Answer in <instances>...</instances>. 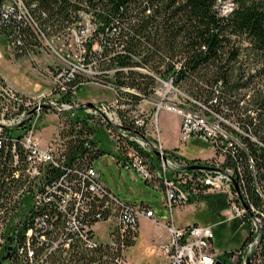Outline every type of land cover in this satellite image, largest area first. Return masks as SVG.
<instances>
[{"label":"trees","instance_id":"1","mask_svg":"<svg viewBox=\"0 0 264 264\" xmlns=\"http://www.w3.org/2000/svg\"><path fill=\"white\" fill-rule=\"evenodd\" d=\"M227 3V11L221 10ZM83 16L92 26L83 63L94 73L68 77L63 86L87 80L111 85L118 114L130 127L134 119L120 106L136 109L154 94L157 78H172L199 106L188 103L223 119L226 136L216 138V153L234 174L238 190L232 187L244 202L242 220L259 219L264 244V0H0V37L19 59L50 37L83 29ZM64 120L59 129L64 153L40 177L57 192L32 210L35 179L28 173L27 152L20 135L1 129L0 253L9 264H122L124 250L136 242L138 222L124 232L111 230L108 242H87L95 237L91 226L109 216L113 202L88 187L87 169L107 153L101 125ZM69 190L74 195L64 210Z\"/></svg>","mask_w":264,"mask_h":264},{"label":"built area","instance_id":"2","mask_svg":"<svg viewBox=\"0 0 264 264\" xmlns=\"http://www.w3.org/2000/svg\"><path fill=\"white\" fill-rule=\"evenodd\" d=\"M17 4L19 8H22L19 1H17ZM9 9V6L5 8L6 11ZM4 38L9 52L8 41L6 37ZM93 73L89 66L84 65L82 54H80L76 57L75 63H70L69 65L58 64L55 67L52 73L53 84L50 93H42L32 97L15 90L6 82L5 77L0 72V132L1 129H6L8 133L20 135L21 143L27 152L26 160L29 163L28 173L35 179L30 194L31 210L39 206L43 202L44 197L48 202L50 195L54 196L55 192H57V190L55 192L51 190L46 180L42 178L46 175L48 167L57 162L64 153L59 131L56 132L54 137L50 136L51 138L47 145L45 144L43 147L38 145L35 133L37 132L40 119H42V115L54 114L58 118L59 129L62 128L64 119L68 116L72 117V115H69V112L74 108L72 104L77 103L73 100L77 91L76 88L88 82V80L83 81L77 86L66 89L63 86V84H66V78L75 77L77 74L86 76L87 78L91 77ZM1 79L4 80V83ZM171 84L172 78L167 81L157 78V86L153 95H168V91L172 88ZM107 86L115 94V99L111 104V110L106 106L87 108L84 104L82 106L85 112L89 113V120L99 118L101 123H103L102 126L106 128L112 140H114L116 148L121 151L120 155H118V150L116 154L119 158L117 160L119 164H123L129 169H134L145 180L151 181L153 179H159L164 193V205L170 213L169 221L164 223L170 239L167 243L160 246L161 251L166 256V261L162 264H214L218 260L223 264H264V244L261 243V231L258 218L252 217L250 219L249 233L246 236L248 238L244 244L238 249L224 253H218L213 247L212 227L214 224L199 226L193 223L177 227L173 223V208L192 203L194 199L212 192L223 193L227 197L228 206L225 212V218L221 222L237 218L242 220L245 214V208L242 201L238 199L237 192L232 187L234 174L230 168H223L216 161H213V163H205L202 160H194L193 163L190 162L187 164L186 162L178 163V161L170 160L166 152L163 151L160 139L158 140V145H155L145 137L148 135L147 111L139 109L138 106L136 109H131L128 105L120 106L122 109H127V117L134 119V126L130 125L129 127L124 125L122 118L118 114L119 105L117 103L116 91L111 85ZM55 95H64L66 98H71L70 100L73 103L63 102L58 105V100L54 97ZM190 101L199 106V103L194 99L191 98ZM76 106L79 107L81 105L76 104ZM163 109L170 112L173 111L180 117L177 148H181L182 145L191 141L198 140L205 144L212 143V147L216 153V138L218 135L226 136L220 123L223 119L214 113L210 115L206 114L200 107L184 108L179 107L178 103L174 101L162 100L156 103V119L158 112ZM135 111L137 112L135 113ZM58 112L64 113L60 114ZM80 119L84 118L80 117ZM156 131L160 134L157 126ZM135 135L141 138V142L139 143L142 146L141 148L144 147V149H135L133 147L132 137ZM150 143L153 144V148L159 155L153 154V152L151 153L149 150ZM155 159L160 160L157 168H155ZM15 162H17V159ZM191 164L201 165L204 168H183V166H191ZM86 174L90 179L89 189L98 197H104L107 194L113 201L110 204L109 216L106 219L98 220V222L102 220L106 222L115 220V226L111 230L113 231V229L119 228L120 232H124V228L127 227L126 225L132 228L135 227L139 216L154 219L152 209L144 203L123 202L114 193L106 189L100 180V173L93 166L87 169ZM41 176L42 178H40ZM72 194L74 195L71 190L65 194L61 203L63 209L67 202L71 200L70 197ZM29 211L21 219L26 218ZM71 225L76 228L77 223L73 220ZM94 225L91 227L93 228ZM83 228L85 229L84 232H87L88 227L84 225ZM30 234L31 229H28L26 235L29 236ZM87 242L90 246H94L98 240L96 237H93L92 239L89 238Z\"/></svg>","mask_w":264,"mask_h":264},{"label":"rangeland","instance_id":"3","mask_svg":"<svg viewBox=\"0 0 264 264\" xmlns=\"http://www.w3.org/2000/svg\"><path fill=\"white\" fill-rule=\"evenodd\" d=\"M227 7H229L228 3L227 6L222 7L221 10L227 11ZM81 25H84L83 29L78 30V28L72 27L60 37H50L46 39L39 50L36 52H30L28 55L19 59L14 58L13 55L8 52L5 38L0 37V72L5 77V80L14 89L28 96L35 97L42 93H50L53 84L52 72L54 67L58 64H73L76 62V57L85 53L86 42L92 31V26L88 22L87 16H83ZM96 48H98L97 44L93 45V49ZM92 69L94 70V68ZM163 80L167 81L168 79ZM171 85L172 88L168 91V95H152L148 100H144L138 105L139 109H144L148 114V135L145 137L155 145H158V140L160 139L163 151L166 152L167 157L170 160L178 161V163L186 162L188 164L190 162L193 163L194 160H202L205 163H213V161H216L221 165L224 162V157L222 154L215 153L212 143L205 144L198 140H194L182 145L181 148H177V146L170 149L164 148L160 134L156 131V126L160 133L164 124H166L165 127L169 125L172 126L174 125L176 118L172 114H169L168 110H166L168 111L167 113L165 109H163L158 112L156 119V103L160 100L174 101L178 103L179 107H194L187 102L190 101L191 97H189L186 92L175 86L173 83ZM76 89L77 91L73 100L77 103L72 104L74 108L69 112V115H72L73 119H80V117H83L84 119H87L89 123L97 125L98 127L101 125V133H99V137L103 149L111 153L115 152V154L119 152L118 155H120L121 151L116 148L114 140H112L106 128L102 126L103 123L98 124L96 121L94 122L93 119L89 120V113L85 112L82 106L89 102L92 106H86V108L106 106L111 110V104L115 99L113 90L107 85H103V83L95 80H89L87 83L79 85ZM54 97L58 100V105L63 102L73 103L70 100L71 98H66L64 95H55ZM76 104L81 106L75 107ZM108 109L107 111H109ZM136 112L137 111H135V113ZM172 112L173 111H171V113ZM42 116L43 117H41L42 119H40V123L38 124L37 132L35 133L38 145L41 147L45 144L47 145L50 138L54 137L56 132L59 131L58 118L56 115L47 114ZM132 141L135 149H140L142 147L139 143L141 142L139 136L135 135L132 137ZM40 142H42V144H40ZM151 143L149 145V150L151 153L153 152V154H155V149ZM141 149H144V147ZM109 154L110 153H105L96 158L93 165L103 175L102 178L116 196L123 202L141 203V201H144L149 203L155 211L154 219L155 215H164L165 218L167 216V218H169L168 211L166 212L161 205L163 199L161 191L147 184L134 170H131V176L127 171L122 170L119 172ZM154 161L155 168H157V164L160 163V160L155 159ZM187 166L188 165L183 166V168H187ZM155 180L160 184L159 179ZM227 206V197L225 194L212 192L194 199L192 203L186 204L183 207L173 208L172 216H174L176 222L180 221V224L196 223L199 226L214 224L212 227L213 247L218 253H224L238 249L242 245L244 239L249 233L250 226V220L243 221L240 218L221 222L225 218ZM156 209L158 210L156 211ZM15 217L16 218L12 221L14 224L17 223L19 215H15ZM166 222L167 221L164 223ZM114 226L115 220L109 222L104 220L99 221L95 226L97 240L100 242H108L110 240L109 233ZM153 234L154 226L148 223H142L137 243L127 247L123 252L125 255V261L122 262V264H143L146 262L150 257L152 249L151 244L153 242ZM154 249L153 253L155 252ZM157 260L162 261L163 256L160 255ZM0 264H9V261L5 258V261L0 262Z\"/></svg>","mask_w":264,"mask_h":264},{"label":"crops","instance_id":"4","mask_svg":"<svg viewBox=\"0 0 264 264\" xmlns=\"http://www.w3.org/2000/svg\"><path fill=\"white\" fill-rule=\"evenodd\" d=\"M166 112L168 113V111H166ZM169 114H172L173 116H175V118H176L175 119V123H174V125H172V126L169 125L167 127H165L166 124H164L163 125V129H162L163 132L162 131L160 132V138H161V140H162V142L164 144V147L167 148V149L174 148V147H176L178 145V136H179V116L176 113H174V112L171 113L170 111H169ZM40 144H42V142H40ZM107 153H110L109 155L111 156V159H112L113 163L115 164V167L117 168V170H119V172H121L122 170H124V171H127L129 173V175L131 176V170H134V169H129L126 166H124L123 164H119L117 162V160L119 158L116 156L115 153H113V152L111 153V152H108V151H107ZM93 163H94V161H93ZM97 171L99 172V170H97ZM102 177H103V175L100 173V180L102 181V183L106 187H108L111 190V188L109 187V185L105 182V180ZM144 181L147 184L153 186L155 189H158V190L161 191V193L163 194V199H162L161 205L166 210V212L168 211L167 213H168V215L170 217L169 210L164 205V193H163V190H162L159 182L157 180H155V179L152 180V181H149V180H145L144 179ZM141 203H144L145 205H147L148 207H150L152 209V211H153V214H155V211H154V208L152 207V205H150L149 203H146L144 201H141ZM183 206H178V207H183ZM162 207H161V209H162ZM157 210L158 209H156V211ZM172 215H173V213H172ZM167 217L165 218L164 215H160V216H156L155 215V220L154 219H151V218H148V217H145V216H139L138 217V228H137L138 235L136 237V242L135 243H137V240L139 238V235H140V227H141L142 223H148V224H151V225L154 226V234L152 236L153 237L152 238L153 239V242L151 244L152 245V247H151L152 248L151 249V252L152 253L150 252L149 259L146 262H144L143 264H162V263H164L166 261V256L163 253V251H161V249L159 248V246L163 245L164 243H167L169 241V239H170V235L168 233V230H167V228L164 225V222L165 221H169V218H167ZM173 223L177 227L186 226V225L191 224V223L180 224L181 222L180 221L179 222H176V219L174 218V216H173ZM96 224L93 226V232H94L95 237H96V234H95V226H96ZM96 239H97V237H96ZM154 247H155V249H154ZM153 249L155 251L154 253H153ZM160 255L163 256V260L162 261H158L157 260L160 257Z\"/></svg>","mask_w":264,"mask_h":264},{"label":"water","instance_id":"5","mask_svg":"<svg viewBox=\"0 0 264 264\" xmlns=\"http://www.w3.org/2000/svg\"><path fill=\"white\" fill-rule=\"evenodd\" d=\"M84 106H92V105H91V103L88 102V103L84 104ZM58 113L63 114L64 112H58ZM154 152H155L156 155H159V153H158L157 151L154 150ZM162 158L164 159V157H162ZM196 168H204V166H201V165H191V166H188V167H187V169H196ZM233 184H234V186H235V189L238 190V187H237L235 181H233ZM242 203H244V202L242 201ZM243 205H244V204H243ZM4 258H7V256H4L3 259H4ZM214 264H223V263H222L221 261L218 260V261H216Z\"/></svg>","mask_w":264,"mask_h":264},{"label":"flooded vegetation","instance_id":"6","mask_svg":"<svg viewBox=\"0 0 264 264\" xmlns=\"http://www.w3.org/2000/svg\"><path fill=\"white\" fill-rule=\"evenodd\" d=\"M4 256H6V255L5 254L4 255L3 254H0V262L5 261V258L3 259Z\"/></svg>","mask_w":264,"mask_h":264}]
</instances>
